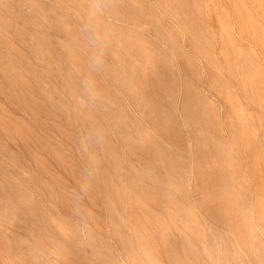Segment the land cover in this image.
I'll return each mask as SVG.
<instances>
[{"label":"rangeland","instance_id":"rangeland-1","mask_svg":"<svg viewBox=\"0 0 264 264\" xmlns=\"http://www.w3.org/2000/svg\"><path fill=\"white\" fill-rule=\"evenodd\" d=\"M0 264H264V0H0Z\"/></svg>","mask_w":264,"mask_h":264}]
</instances>
